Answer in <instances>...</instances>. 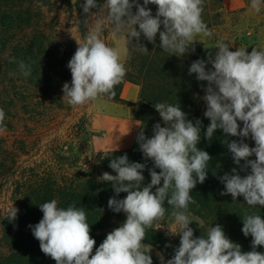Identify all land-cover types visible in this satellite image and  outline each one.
<instances>
[{
    "label": "clouds",
    "instance_id": "clouds-1",
    "mask_svg": "<svg viewBox=\"0 0 264 264\" xmlns=\"http://www.w3.org/2000/svg\"><path fill=\"white\" fill-rule=\"evenodd\" d=\"M203 2L143 0L141 5L138 0H105L98 5L97 0H85L82 8L89 15L91 9H103L112 30L122 37L127 33L131 42L135 39L134 46L140 51H148L139 42L141 34L152 43L159 34L161 48L181 57L190 46L194 51L197 37L212 36L202 19ZM149 4L157 6L155 16L147 7ZM262 6L264 0H251L250 7L256 13ZM102 32V24L97 21L83 41L76 40L78 47L67 64L71 82L62 88V99L70 106H83L103 96L115 97V87L126 76L127 49L109 46L101 38ZM214 48L218 49L214 58L209 53L207 61L198 59L189 68V74H196L198 81L208 82L202 99L206 102L204 116L210 124L204 136L210 141L214 132L221 129L226 136H250L255 142V147H250L243 139L226 141L233 162L241 170L251 171L242 177L233 168V174L219 177L224 185L221 195L230 194L233 201L242 196L248 206L264 207V47H252L250 53L247 48L231 51L226 43L217 41ZM207 63H211L212 70H206ZM19 69L22 75H31L30 65L23 61L19 62ZM154 107L165 126L156 123L151 138L143 131L137 138L144 158L154 163L149 169L151 182L143 185L146 164L129 162L126 154L109 164L116 175L104 172L97 178L111 182L116 196L127 193L124 199L113 196L108 200L109 209L123 211L126 220L107 234L93 254L96 241L90 235L85 210L75 205L61 208L52 199L39 205L43 217L37 224L29 225L40 250L56 264H153L152 246L144 240L148 229L162 227L159 222L165 218L167 201L172 209V226L168 230L180 236V243L166 264H264V253L256 251L257 246H264V219L259 214H245L242 219L244 236L252 237V251L243 252L219 224L203 236L194 237L189 225L196 222L202 229L204 222L189 210L190 204H196L191 193L197 183L205 182L212 159L198 147L201 121L193 123L187 119L180 106L156 103ZM4 120L5 112L0 109V132L4 131ZM238 121L243 123L242 128ZM253 155L255 159H249ZM17 212L14 206L10 209V220L16 218Z\"/></svg>",
    "mask_w": 264,
    "mask_h": 264
},
{
    "label": "trees",
    "instance_id": "trees-1",
    "mask_svg": "<svg viewBox=\"0 0 264 264\" xmlns=\"http://www.w3.org/2000/svg\"><path fill=\"white\" fill-rule=\"evenodd\" d=\"M104 1L97 0V4L101 5ZM138 2L143 4V0ZM64 3L76 13L75 22L84 39L87 14L83 12L82 5L85 0H75L73 4L70 0H64ZM49 5H53L49 4V0H0V109L5 112L4 131L16 128L21 123L29 130L41 127L50 129L56 126L59 112L71 111L69 104L62 99V88L64 83L71 82L67 64L71 59L70 54H74L67 50V43L44 21ZM147 7L155 16L157 6L149 4ZM132 11L135 12L136 8L133 7ZM225 14L222 0H204L202 19L212 33L223 25ZM125 39L126 76L115 87V97L101 98L128 106L132 118L142 123L140 132L143 131L147 138L154 134L156 123L165 126L154 107L156 103L180 106L187 114V119L193 123L201 121L198 147L208 152L212 159L205 182L197 183L191 193L196 204H190L189 210L204 222L202 229L196 222H192L194 237L203 236L210 227L219 224L226 236L239 244L243 252L252 251V237L244 236L242 219L245 214L252 213L259 214L264 219V207L248 206L242 196L233 201L230 194L221 195L224 185L219 177L225 173L233 174V168L242 177L251 171L250 168L241 170L233 162L226 141L239 142L243 139L250 147H255V142L250 136H226L221 129L214 132L210 141L204 136L210 124V120L204 116L206 102L202 99L208 82L198 81L196 74H189L191 64L203 59V43L196 42L193 45L194 51H191L190 46L187 54L178 57L161 48L159 34L155 43L149 42L141 34L139 42L147 47V52L137 49L134 46L136 40L131 42L127 33ZM225 41L228 45V41ZM239 47L241 46L237 45L232 49L235 51ZM20 61L30 65L31 75L21 74ZM206 70H212L211 63L206 64ZM126 82L139 87L137 102H129L121 97L122 87ZM238 123L242 128L243 123ZM85 124L82 119L74 123L70 128L75 134L68 136L67 140L56 137L50 141L49 162L26 168L19 164L5 138L0 136V190H6L8 194L7 210L0 217V264H56L55 260L40 250L39 241L29 228V225L37 224L43 217L39 205L52 199L57 200L58 207L75 205L85 210L90 235L96 241L93 249L95 254V248L103 242L109 230H114L126 220L125 214L113 212L108 207L109 198L116 196L111 182L97 179L104 172L116 175L109 167L112 159L126 154L129 162L146 164L143 185L151 182L149 169L154 167V163L144 158L138 139L129 149L101 153L95 160H89L87 166H81V157L93 152L90 139L96 135ZM41 136L42 134L39 137ZM249 159L254 160L255 155ZM126 195L127 193L121 192L116 198L124 199ZM13 206L18 212L16 218L10 220L9 211ZM164 207L166 215L159 224L172 222V209L167 201ZM144 243L151 244L166 258L171 259L175 249L179 247L180 236L161 233L154 226L147 230ZM256 251L264 253V246H257ZM150 255L153 264H157L156 257L152 253Z\"/></svg>",
    "mask_w": 264,
    "mask_h": 264
},
{
    "label": "rangeland",
    "instance_id": "rangeland-1",
    "mask_svg": "<svg viewBox=\"0 0 264 264\" xmlns=\"http://www.w3.org/2000/svg\"><path fill=\"white\" fill-rule=\"evenodd\" d=\"M70 1L72 4L75 2V0ZM244 1L245 4L242 8L226 11L223 25L217 27L212 33V36L210 38L208 37L207 43L210 46V50L213 51V54L218 51V49L214 48L217 41L225 43V40H227L231 51H233L232 48L237 45L241 46L239 48L251 49L250 51L248 50L249 53L252 51V47H264V6H262L259 13H256L250 7L251 0ZM104 2L101 5H103ZM50 3L53 5H49V8H46L44 21L67 43V50L74 54V50L76 51L78 47L76 40L83 41L75 22L76 13H74L73 9L65 5L64 0H49V4ZM97 21L101 22L103 27L101 38L111 46L113 40L118 37V34L112 30L111 24L107 20L103 9H91V14H87L85 35H87L89 29L96 26ZM123 35H125V33ZM69 57H72V55L70 54ZM93 103L94 101L76 107L69 105L71 111L59 112L56 119V126L50 127V129L44 127L36 129L32 127L33 129L29 130L21 123L16 128L0 132V136L5 138L9 150L12 153L14 152V155H16L19 160V164L23 168H26L34 164L46 163V161L49 162L51 160V154L48 152L50 141L56 137L67 140L68 136H73L75 133L73 131L71 132L72 128L70 127L82 119L86 123V128L91 133L96 134L90 139L93 152H88L85 156L81 157V166H87L89 160L93 161L97 158V155L107 153L102 151V148H105V146L102 148L100 147L101 145L99 144L98 138L100 134L121 135L122 130L121 123H115L105 116H102L100 119L102 131L99 132L94 129L92 126V118L94 115V110L92 108ZM21 115L23 116V113ZM40 134H42L41 138L39 137ZM113 137L114 136H112V138ZM69 172H71V169ZM7 204V191L0 190V217L3 216L7 210ZM120 213L125 214L123 211ZM191 224L189 227H191ZM160 226L162 227L157 229L159 232L170 234L168 227L172 226V222L160 224ZM111 231L112 229L109 230V232ZM151 253L156 257L157 264H166L167 260H169L155 247H152ZM161 255L163 256V261L161 260Z\"/></svg>",
    "mask_w": 264,
    "mask_h": 264
},
{
    "label": "crops",
    "instance_id": "crops-1",
    "mask_svg": "<svg viewBox=\"0 0 264 264\" xmlns=\"http://www.w3.org/2000/svg\"><path fill=\"white\" fill-rule=\"evenodd\" d=\"M223 9L225 11H233L242 8L245 4L244 0H222ZM208 37H197V42L203 43L202 58L208 60L209 53L213 54L210 50V46L207 43ZM112 47L118 49H127L125 35L123 37L118 34V37L113 40ZM214 55V54H213ZM126 56L124 57L125 60ZM121 97L129 102H137L139 97V87L135 84L126 82L122 87ZM92 108L94 115L92 118V126L99 132L102 131L100 125L101 117L105 116L109 120H113L115 123L122 124L121 135H110L107 133H101L99 138V144L102 151L111 152L121 149H129L135 145L137 135L142 128V123L134 120L131 116V110L128 106L119 105L105 99H98L94 101ZM112 136H114L112 138ZM116 136V137H115Z\"/></svg>",
    "mask_w": 264,
    "mask_h": 264
}]
</instances>
